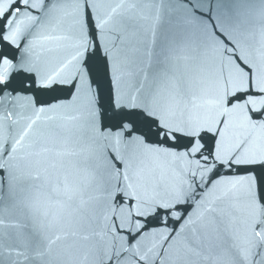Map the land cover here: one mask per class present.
Segmentation results:
<instances>
[{"label":"snow or ice","instance_id":"1","mask_svg":"<svg viewBox=\"0 0 264 264\" xmlns=\"http://www.w3.org/2000/svg\"><path fill=\"white\" fill-rule=\"evenodd\" d=\"M184 3L151 50L143 0L0 7V98L31 108L0 123L17 259L264 264V0Z\"/></svg>","mask_w":264,"mask_h":264},{"label":"water","instance_id":"2","mask_svg":"<svg viewBox=\"0 0 264 264\" xmlns=\"http://www.w3.org/2000/svg\"><path fill=\"white\" fill-rule=\"evenodd\" d=\"M143 2L150 5L147 9H145L144 15L147 17L145 22V40L148 49H155L159 43L161 42L164 34L169 31L170 26L174 22V20H180L184 17V12L182 8L186 7L184 0H143ZM193 3H196V0H192ZM6 6V0H0V7ZM22 7V6H21ZM213 14L215 11L213 10ZM26 15L22 13V16ZM38 38V34L34 35V37H30L29 39ZM27 46V45H25ZM55 45L50 41H43L37 43L36 53L41 56V59L46 58V54L41 52V48H52ZM51 55V54H47ZM149 63L148 59H145L144 65L142 67L147 66ZM14 105L16 108L14 109ZM20 111L24 115H31L30 102L25 98H17L16 100H12L11 98L5 99L0 98V123L5 122V116L7 114V121L11 122L17 119L16 112ZM34 118V117H33ZM22 124L24 121L21 122ZM45 128V124L43 123V119L34 126L35 132H41ZM11 131V129H10ZM227 179H231V177H227ZM38 207L41 208V211L47 210L50 212H55L56 210L51 208L47 201L43 198L39 199ZM17 220L14 216H9L7 219L2 220L0 222V232L5 231V224H16ZM12 244V241H3L0 240V256L7 255L11 253L13 259L7 261L6 264H27V262L23 259V257H16L19 255L20 249L15 247H9ZM67 264H88L87 261L80 259L78 261H68Z\"/></svg>","mask_w":264,"mask_h":264}]
</instances>
